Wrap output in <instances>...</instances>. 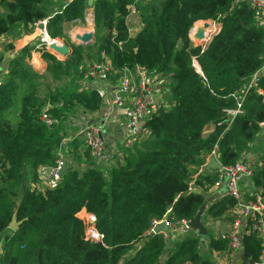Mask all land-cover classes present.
<instances>
[{"label": "trees", "instance_id": "obj_1", "mask_svg": "<svg viewBox=\"0 0 264 264\" xmlns=\"http://www.w3.org/2000/svg\"><path fill=\"white\" fill-rule=\"evenodd\" d=\"M134 1L93 2L96 36L104 34L84 47L72 43L66 28L85 23L88 0H0V39L30 35L49 18V37L64 39L71 49L60 59L44 44L26 45L0 74V264H214L199 250L194 231L172 244L162 232L149 233L169 210L170 218L192 222L202 209L207 220L235 208L228 196L207 203L217 169L195 179L198 191L191 188L193 169L204 167L213 152L222 166H233L256 147L264 75L245 93L241 114L226 111L237 109L234 96L264 68V32L246 2L144 0L137 5L142 28L131 36L126 18ZM200 21L220 25L206 47L190 37ZM7 50H15L12 43ZM103 51L114 71L111 84L125 69L140 67L165 79L169 107L162 103L145 121L148 134L124 147L123 157L106 170L77 136L66 150L71 163L61 181L40 190L39 170L55 164L79 118L103 107L100 90L82 84ZM34 52L46 63L44 71L30 64ZM209 125L213 131L206 134ZM251 183L253 193L264 194V147ZM79 214L95 216L102 243L86 239ZM242 245L243 255L259 263L261 240L245 234ZM209 248L226 251L228 240L211 236Z\"/></svg>", "mask_w": 264, "mask_h": 264}, {"label": "built area", "instance_id": "obj_2", "mask_svg": "<svg viewBox=\"0 0 264 264\" xmlns=\"http://www.w3.org/2000/svg\"><path fill=\"white\" fill-rule=\"evenodd\" d=\"M143 1L144 0H135L130 7L129 14L126 18L128 27L131 19L138 14L137 5ZM239 2H246L254 9L257 26L264 32V0H236V3ZM89 7L85 12L84 23L85 28L88 29L94 26V13ZM48 20L49 18H46L35 24L34 29L39 31L40 36L48 35ZM128 31L131 36L139 32L138 29L134 30L131 27L128 28ZM53 41L56 40L50 38L49 41H42V44L49 49ZM57 44L60 46L62 45L58 42ZM101 57V62H94L92 66L88 65L82 79L83 88L95 86L100 90L104 102L107 103L108 115L110 117L117 111L123 112L126 120L124 124L125 140L123 145L130 147L141 135L148 134V130L144 126L145 121L162 104L156 98V93L160 91L156 88L157 85L152 80V78L156 76H153L140 67H137L135 71L125 69L117 83L115 85L111 84L107 79L108 77L106 78L108 74L114 72L109 61V56L103 51ZM194 66L195 68H199L196 61H194ZM259 77L257 73L237 92L234 96L237 101V109L227 110L226 112L229 116L234 117L242 113L244 95ZM1 83L2 76H0V85ZM46 122L48 124L52 123L50 120H46ZM89 122L90 121H87L82 127V130L71 137V140L79 136L84 147L89 151L94 161L96 163L98 162L97 164H102V162L107 160V143L104 138L105 128L101 124L94 122L89 125ZM261 128L264 130V122L261 123ZM69 140L70 139H66L64 140L65 143H62L55 164L53 166L41 168L42 173L47 175V178L54 186L61 181L68 167L67 158L63 154V149ZM215 153L216 152H214V154ZM262 157L263 151L255 154V160H257L259 166L262 163ZM255 170L254 165L245 160L243 155L242 159L235 165L227 167L222 166L220 170L217 169L218 177L211 190L220 193V191L225 188V192L220 194L221 198L228 196L237 202L233 209L234 220L231 222L229 231L218 236L227 238V250L230 251L232 255L240 252L243 248L244 235L255 234L257 238L261 240L262 244L260 262L256 264H264V194L262 192L253 193L252 190L245 194L241 188L242 182L251 179ZM170 213L171 210L168 211L167 215L162 220L155 221L149 234H156L155 229L159 226H164L167 229V231L163 233L167 238H169L168 234H171V232L176 235H186L193 231L190 222L170 218L168 216ZM79 216L82 218L81 215ZM87 219L91 221L86 227V239L91 242L102 243L103 235L100 234L95 227V216L90 214V217ZM185 264L192 263L187 262Z\"/></svg>", "mask_w": 264, "mask_h": 264}, {"label": "crops", "instance_id": "obj_3", "mask_svg": "<svg viewBox=\"0 0 264 264\" xmlns=\"http://www.w3.org/2000/svg\"><path fill=\"white\" fill-rule=\"evenodd\" d=\"M95 1L96 0H94V2ZM67 2H69V0H67ZM89 6H90L89 7L90 10L93 11V13H94L93 3L89 4ZM200 22H205V23L208 22L209 25H213L214 24L212 21H200ZM68 26H72L73 27L74 25L73 24L72 25L68 24ZM75 26H80L82 28L79 29L78 31H76L75 33H72V37L73 36H77V35H82V34H85V33H88V32H93L90 29L85 28L84 24H77ZM93 27H94V30H95V21H94V26ZM214 27H215V30L211 33V36L208 38L209 40H212V38L216 34H218L219 31H220V25L214 24ZM95 34H96V31H95ZM38 36H39V31L34 29V31L30 35H25V36H23L21 38H18L19 40L14 41L15 50L8 51V52L12 53L10 55V58H13L26 45L36 44ZM74 38L75 37H73L72 40L70 38L72 43H74L73 41H75ZM95 38H96V35H95ZM75 43L77 44L76 41H75ZM8 52L7 51H3V54L7 55ZM35 57H37V58H35ZM31 60H30V64L36 70L44 71L46 69V63L42 60L40 53H35L34 52L32 54ZM39 61H41V63L44 62L45 64L43 65V64L39 63ZM6 71H7V69H6ZM261 75H264V68L258 73V76H261ZM119 114L122 115L123 122H119L118 121L117 117H118ZM82 119H83L84 123H86L87 121H90L92 123L94 122V123L101 124L105 128L104 138H105V141L107 143V160L104 161L102 164H99L98 168L103 169V170H106V169L110 168L112 165H114L118 160H120L123 157V155H124L123 152L125 150L124 147H126L125 145H123V142L125 140L124 124H125V121H126L123 112L122 111H117L116 113H114L110 117L108 115L107 103L104 102L103 107H102V109H101V111L99 113H97L95 115H92L91 117L88 116V117H85V118H82ZM84 123L77 120V125L70 131V136H68V138H67V139H70V140L65 144L64 148L66 150H67L68 145L70 144V142L73 141V139L71 140V137L75 136L77 133H79L82 130V127L85 125ZM114 130H116V131L114 132ZM212 131H213V126L209 125L207 127V129H206V134H209ZM119 135H120V141L116 142V140L119 138ZM255 145H256V147H253V148H250V149L246 150L243 155H244L245 160L251 162V164L254 165V168L257 169L259 167V164L257 163V160H255V154L263 151V147H264V130H262V132H261V134H260V136L258 138V142ZM206 161H207V163L205 164L204 167H199L198 169H193V179L194 180L191 183V188L194 191H198V189H199L197 186L194 185V181H195L196 177L199 174H204L205 175V174H208V173L216 170V168H212L211 167V164L214 161L219 162V160L217 158V155H216V153L214 154V152L211 155L207 156ZM104 164H106V165H104ZM39 171H40L39 176H40V179H41V181L39 183L40 190H44L46 188H53L54 185L52 184L51 181H49V179L47 178V175L43 174L41 169ZM241 188H242L243 191L246 190L249 193L252 190L251 179L244 180V182H242V184H241ZM220 194H222V193H217L216 191L210 190L206 194L207 203L208 204H212L214 202H217V201L221 200L222 198H221ZM233 211L234 210H231L228 214H226L224 217L219 218V219H207L208 222H209V225H210L209 227L205 226L206 229H207V234L209 233L207 235V237H204V236L200 235L199 232L193 230L194 231V233H193L194 236L201 237V241H200V244H199V250L203 253V255L205 257H208V258L212 259L214 264H241V262H242L243 250H241L240 252H237L236 254L232 255L230 253V251H228V250L222 251V252H213L209 248V239H210L211 236L214 237V238H218V236H221V234H224V233L229 231V229L231 227V223L229 224L227 218H229L230 216H234ZM220 229H224V231L220 232L219 231ZM181 236H183V235H180V234L176 235V234H173L171 232V234H168L169 242L172 244L176 240H178Z\"/></svg>", "mask_w": 264, "mask_h": 264}, {"label": "rangeland", "instance_id": "obj_4", "mask_svg": "<svg viewBox=\"0 0 264 264\" xmlns=\"http://www.w3.org/2000/svg\"><path fill=\"white\" fill-rule=\"evenodd\" d=\"M213 24V23H212ZM215 24V23H214ZM214 24L212 25L213 27H211V28H213V31L215 30V27H214ZM129 27H131L132 29H138V30H140L141 28H142V23H141V18H140V16H139V14H137L136 16H134L132 19H131V21L129 22ZM82 27H80V26H67V28H66V32L68 33V35H69V37L71 38V40L73 39V37H72V33H75L76 31H78L79 29H81ZM89 29L91 30V31H95L94 30V27H89ZM192 30V29H191ZM204 30V29H203ZM102 34H104V32L103 31H99L98 32V34H97V36L96 37H99V36H101ZM211 36V33H206L205 32V30H204V33H203V38H202V40H199V41H202V43H198V44H196L195 42H193L196 46H199V45H201V46H204V47H206V45H207V43L208 42H210L211 40H209L208 38ZM17 36L14 34V33H10L9 35H6V36H3L1 39H0V72H2V73H0V74H6V69H7V64H8V60L10 59V55L12 54L11 52H8V51H10V50H7V46L10 44V43H12L13 44V46L15 47V45H14V41H17V40H19L18 38H16ZM207 38V39H206ZM49 39H50V37H49V35H43V36H38L37 37V42H36V44L38 45V46H40V47H43L42 46V41H44L45 42V40H47V41H49ZM199 39H201V38H199ZM53 40H56L58 43H60V44H66V41L64 40V39H60V38H56V39H53ZM207 41V42H206ZM74 43H75V41H73ZM94 42H95V39H94V41H93V43L92 44H94ZM16 43V42H15ZM76 44V43H75ZM77 45H78V42H77ZM3 51H7L8 52V54L7 55H4L3 54ZM35 58H37V57H35ZM32 61V60H31ZM39 63H41V61H39ZM41 64H45L44 62L43 63H41ZM94 64V62H91L90 63V66H92ZM198 69V68H197ZM108 77V75L106 76V78ZM156 78V79H155ZM108 79V81L109 82H111L110 81V79L109 78H107ZM152 80L156 83V88L160 91L159 93H156V98H157V100L160 102V103H165L166 104V106L167 107H169V101H168V99L166 98V95H167V90L164 88V83H165V79L164 78H162V77H154V78H152ZM117 119H118V121L119 122H123V117H122V115H118V117H117ZM78 121H80V122H83L84 123V121H83V119L82 118H79L78 119ZM85 124V123H84ZM116 130H114V132H115ZM145 135H141L140 137H144ZM120 141V135H119V138L116 140V142H119ZM65 147V146H64ZM63 154L66 156V158H67V165L69 166L70 165V163H71V161H70V159H69V157H68V155H67V153H66V149L64 148L63 149ZM98 163V162H97ZM96 163V164H97ZM103 163V162H102ZM100 164V163H99ZM99 164H97L98 165V167H99ZM104 165H106V164H104ZM103 165V166H104ZM244 193L246 194L247 193V191L246 190H244ZM81 204H79V206H80ZM83 206V205H82ZM84 208H82V210H83ZM81 210V211H82ZM80 215V214H79ZM92 215V214H91ZM203 216V215H202ZM82 220L84 221V223H85V226L87 227V225L88 224H90V219H87V218H83L82 217ZM227 220H228V222H229V224L231 223V222H233V220H234V216H230L229 218H227ZM201 221H202V224L204 225V226H207V227H209L210 225H209V222H208V220H206L205 218H202L201 219ZM224 227V226H223ZM225 228V227H224ZM220 232H223L224 231V229H220L219 230ZM198 232V231H197ZM221 234V233H220ZM208 235V234H207ZM207 235L206 236H204V237H207Z\"/></svg>", "mask_w": 264, "mask_h": 264}, {"label": "water", "instance_id": "obj_5", "mask_svg": "<svg viewBox=\"0 0 264 264\" xmlns=\"http://www.w3.org/2000/svg\"><path fill=\"white\" fill-rule=\"evenodd\" d=\"M166 1V0H164ZM94 2V0H89V4H92ZM210 25L208 23L205 24L204 29L208 28ZM203 33L204 30L200 31L197 35H196V39L198 40H202L199 38H203ZM95 31L93 32H88L82 35H77L75 36V41L78 42V45H82L84 47H87L89 45H91L94 41L95 38ZM192 42H194L195 39H192ZM53 54H55L57 57L64 59L66 58L68 55L71 54V49L67 44H62L61 46L53 43L50 45L49 49ZM92 124V122H89V125ZM212 168H216V169H221L222 168V164L219 162L214 161L211 164ZM264 189V187H263ZM225 192V188H223L220 193H224ZM202 215H203V209L199 212V214L197 215V217L190 222V226L194 231H198L200 233V235L202 236H206L207 235V229L206 227L202 224ZM12 226L15 228V225L12 224ZM156 233H164L167 231V229L164 226H159L155 229ZM241 264H256L254 260L247 258L245 255L242 256V262Z\"/></svg>", "mask_w": 264, "mask_h": 264}, {"label": "bare ground", "instance_id": "obj_6", "mask_svg": "<svg viewBox=\"0 0 264 264\" xmlns=\"http://www.w3.org/2000/svg\"><path fill=\"white\" fill-rule=\"evenodd\" d=\"M208 23V22H207ZM205 22L204 23H199V24H197L196 25V27L194 28V29H192V31H191V34H190V36H191V38L192 39H195L194 40V42L196 43V44H198V43H202V41H199L198 39H196L195 37H196V35L200 32V31H202L203 29H204V26H205ZM211 27H213L212 25H210L208 28H205L204 30H205V32L206 33H212L213 32V28H211ZM202 39V38H201ZM207 39V38H206ZM52 44L53 43H56L57 44V41H53V42H51ZM50 47V46H49ZM50 51V50H49ZM51 52V51H50ZM198 71L199 72H201V70H200V67L198 68Z\"/></svg>", "mask_w": 264, "mask_h": 264}]
</instances>
